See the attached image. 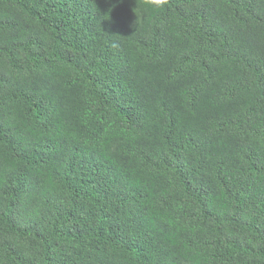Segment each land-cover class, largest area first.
<instances>
[{
	"label": "trees",
	"instance_id": "1",
	"mask_svg": "<svg viewBox=\"0 0 264 264\" xmlns=\"http://www.w3.org/2000/svg\"><path fill=\"white\" fill-rule=\"evenodd\" d=\"M143 9L0 0V264H264V0Z\"/></svg>",
	"mask_w": 264,
	"mask_h": 264
},
{
	"label": "clouds",
	"instance_id": "2",
	"mask_svg": "<svg viewBox=\"0 0 264 264\" xmlns=\"http://www.w3.org/2000/svg\"><path fill=\"white\" fill-rule=\"evenodd\" d=\"M142 4L144 6V11L147 9L163 10L169 4V0H142ZM136 17V21L143 19V16L139 11L136 12Z\"/></svg>",
	"mask_w": 264,
	"mask_h": 264
}]
</instances>
